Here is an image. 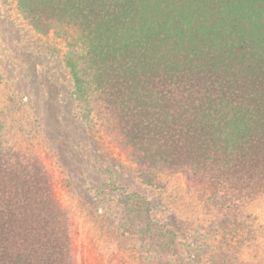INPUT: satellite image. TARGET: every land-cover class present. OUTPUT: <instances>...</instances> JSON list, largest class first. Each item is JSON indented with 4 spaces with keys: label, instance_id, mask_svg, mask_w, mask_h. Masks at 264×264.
Instances as JSON below:
<instances>
[{
    "label": "trees",
    "instance_id": "1",
    "mask_svg": "<svg viewBox=\"0 0 264 264\" xmlns=\"http://www.w3.org/2000/svg\"><path fill=\"white\" fill-rule=\"evenodd\" d=\"M17 3L32 26L68 42L83 119L94 114L119 136L145 181L183 174L222 231L239 228L264 194V0ZM119 202L121 228L140 239L148 264H188L144 195ZM0 264H75L47 168L2 143Z\"/></svg>",
    "mask_w": 264,
    "mask_h": 264
},
{
    "label": "rangeland",
    "instance_id": "2",
    "mask_svg": "<svg viewBox=\"0 0 264 264\" xmlns=\"http://www.w3.org/2000/svg\"><path fill=\"white\" fill-rule=\"evenodd\" d=\"M68 49L56 30L32 26L17 0H0V143L47 168L70 218L75 264H148L140 239L121 228L120 196L134 192L176 232L186 263L264 264V194L226 232L185 175L145 181L124 141L96 115L83 119Z\"/></svg>",
    "mask_w": 264,
    "mask_h": 264
}]
</instances>
